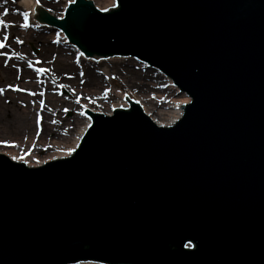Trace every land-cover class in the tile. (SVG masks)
<instances>
[{
  "label": "water",
  "instance_id": "water-1",
  "mask_svg": "<svg viewBox=\"0 0 264 264\" xmlns=\"http://www.w3.org/2000/svg\"><path fill=\"white\" fill-rule=\"evenodd\" d=\"M69 3L36 19L191 101L169 127L139 103L88 110L74 156L36 168L0 154V264H264V0Z\"/></svg>",
  "mask_w": 264,
  "mask_h": 264
},
{
  "label": "bare ground",
  "instance_id": "bare-ground-1",
  "mask_svg": "<svg viewBox=\"0 0 264 264\" xmlns=\"http://www.w3.org/2000/svg\"><path fill=\"white\" fill-rule=\"evenodd\" d=\"M44 3L49 5H55L59 3V0H42ZM65 1L61 8V13L59 18H64L67 7L70 5L69 2H75V0H63ZM93 2V1H92ZM98 5L99 10L107 9L113 6L116 0H95ZM22 5L24 7H29L32 11V18L37 20L36 7L30 5V0H23ZM23 7V6H22ZM12 20L18 19L16 15H10ZM46 26H52L48 23ZM44 28V27H43ZM42 30L29 31L27 34L28 38L33 39H43L45 42L48 40L54 42L51 46H46L42 53L47 56H60L64 54V48L59 44L60 39L64 42L69 41L68 36L64 31L56 29L57 33L45 35ZM48 37V38H47ZM48 42V41H47ZM49 43V42H48ZM69 44V43H68ZM70 45L75 49V51L81 55L90 58V60L100 58V55H85L77 46L70 43ZM47 47L50 48V52L47 51ZM121 58H131L132 60L138 62L139 67H149L156 70L157 72L164 75L163 83H153V84H141L136 82L133 87H135L136 92L143 93L151 89L145 94H141L142 98H136L135 95L125 92H114L110 89H106V92L115 94L116 98L109 103V107L106 115H112L117 109H129L131 103H139L141 108L151 117V120L160 127H169L174 125L179 119H181L184 106L190 103V96L182 91L174 82V80L163 73L162 71L152 68L146 61L139 62L133 56L119 55ZM117 55L110 56L111 58H116ZM102 58V57H101ZM104 58V57H103ZM3 64V59H0ZM117 65V64H116ZM124 67L123 62L118 63V67ZM10 67L13 68V63ZM8 67L4 70L3 75L0 78H6L7 81L0 87L3 91H0V154H3L10 158L13 162L23 163L25 168H36L46 164L47 162L66 159L74 156L75 152L81 145L83 137L88 133V129L91 127L92 118L91 114L87 113L91 110L94 113H101L99 108L92 107L93 105L103 104V95L100 91H95L90 86V82L99 85L102 81L99 80L98 75H94L93 72H88L86 76V86L81 87L82 83H75L72 79L67 77H62L61 80L65 85H69L74 88L80 86L81 88L75 92L72 96L70 93L69 97L59 96L56 93L51 92V87H47L40 83V85L34 84L32 81L34 77L30 76H19L16 74L14 69ZM28 72V71H27ZM26 74V70L24 69ZM60 73H55L59 76ZM30 79V89L45 90V96L43 99L37 97L36 92L25 93V90L11 91L8 89L10 85L8 82L11 80L24 81ZM89 81V83H88ZM12 83V81H11ZM69 83V84H68ZM88 86V87H87ZM37 87V88H36ZM131 87V86H130ZM77 89V88H76ZM79 92V93H78ZM69 94V93H68ZM80 99V101L78 100ZM43 101V104H41ZM78 102L82 103L79 108V115L76 113L70 118H65L60 110L68 109L69 107L73 110ZM62 104V105H61ZM92 107V108H91ZM86 108V109H84ZM76 109V108H75ZM86 110V111H85ZM39 117L40 124L38 126L37 119ZM39 127V130H37ZM2 141H7L8 143H2ZM71 150V151H70ZM40 152L38 155L37 153ZM42 154V156H41ZM16 157L13 159L12 157ZM193 245L191 240H184V248L191 249L192 247H186V245ZM67 264H123V263H109L104 260L98 259H80L72 263ZM129 264V263H128ZM167 264V263H161Z\"/></svg>",
  "mask_w": 264,
  "mask_h": 264
},
{
  "label": "rangeland",
  "instance_id": "rangeland-1",
  "mask_svg": "<svg viewBox=\"0 0 264 264\" xmlns=\"http://www.w3.org/2000/svg\"><path fill=\"white\" fill-rule=\"evenodd\" d=\"M91 1H93L94 5L98 8L95 0ZM22 2L23 0H0V20L5 21V24H0V43L4 44V47L0 48V59H3L4 64L1 65L2 63L0 62V75H3L4 70L10 67L11 63H13V68H10L14 69L17 75H32L34 77L32 80L34 84L39 86L40 83H43V85L51 87L52 93L68 98L70 93L74 96L75 92L82 86H84L85 90V86L87 85L86 76L88 72L91 71L94 75H98V77H100L99 80L102 81L99 85H96L94 82H90L88 85L95 91H100L103 95V104L96 106L91 104L92 107L99 108L101 113H107L109 103L116 98L115 94L110 93V91L117 93H130L135 95V97L137 96L136 98H142L141 94H144L145 96L148 90L151 89V86H148L149 89L147 91L138 94L135 87H133L136 82L148 85L149 83L153 84L157 82L164 84V80L162 79L164 78L163 74L149 67H139L140 64L131 58H121V56H117L116 58L111 59L110 57H100L90 60V58L79 55L69 42L68 44L62 39H60L59 44L63 46L65 51L64 54L60 56L53 55V57L47 56V54L44 55L42 51H44L45 47L51 46L54 42L48 39L47 41L49 43L40 38L36 40L33 38L31 39L27 37V34H29V31L37 29L42 30L43 27V34L47 36L52 33L56 34L57 32L54 31L55 29L51 26H46L45 23H40L32 18V11L29 7H24ZM39 2L43 4L46 10L58 17L65 1L59 0V3L55 5H49L42 0H39ZM37 4V0H30V5L36 7ZM26 13L28 15V27H22L21 25L24 24ZM11 14L18 16V19L13 21L10 16ZM5 37H7V39H5ZM47 51L50 52V48L47 47ZM119 62H123L124 67H118ZM24 69L26 70V74L24 73ZM55 73L60 74L59 76H56ZM62 77L72 79L77 84L82 83L81 87L78 86L76 89L74 87L71 88L69 83V85H65L61 80ZM7 80L8 79L6 78H0V87H3L2 85L5 83L4 81ZM30 82L29 78L24 81L10 79L8 84L11 87H8V89L11 91L28 89L25 93H31L32 96L36 90L30 89V86L28 85ZM106 89H110V91L106 92ZM41 93L43 95H41ZM36 95L37 97H40V99H43L45 96V90H37ZM78 100L80 101V99ZM81 105L83 104L78 102L75 106L76 109L74 108L73 110V108L71 109L69 107L68 109L66 108L65 110L60 111L65 118H70L75 113L80 116L79 108ZM37 130H39V127ZM37 154L39 155L40 152Z\"/></svg>",
  "mask_w": 264,
  "mask_h": 264
},
{
  "label": "snow or ice",
  "instance_id": "snow-or-ice-1",
  "mask_svg": "<svg viewBox=\"0 0 264 264\" xmlns=\"http://www.w3.org/2000/svg\"><path fill=\"white\" fill-rule=\"evenodd\" d=\"M39 2V0H37V3ZM106 10V9H105ZM0 24H5V21H3V20H0ZM22 27H28V15H27V13L25 14V17H24V24L23 25H21ZM5 39H7V37H5ZM4 47V44L3 43H0V48H3ZM41 71H43V70H41ZM11 87V86H10ZM17 90H23V89H17ZM0 91H3V89H0ZM41 95H43L42 93H41ZM41 104H43V101H41ZM37 124H39V117H38V119H37ZM2 143H8L7 141H2ZM71 151V150H70ZM13 159H16V157L14 156V157H12ZM186 247H194V245H191V244H189V245H186Z\"/></svg>",
  "mask_w": 264,
  "mask_h": 264
}]
</instances>
